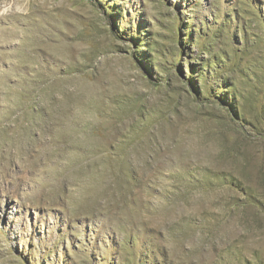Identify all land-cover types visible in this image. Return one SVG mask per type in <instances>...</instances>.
Returning a JSON list of instances; mask_svg holds the SVG:
<instances>
[{"label": "rangeland", "instance_id": "374dc122", "mask_svg": "<svg viewBox=\"0 0 264 264\" xmlns=\"http://www.w3.org/2000/svg\"><path fill=\"white\" fill-rule=\"evenodd\" d=\"M0 264H264V0H0Z\"/></svg>", "mask_w": 264, "mask_h": 264}]
</instances>
